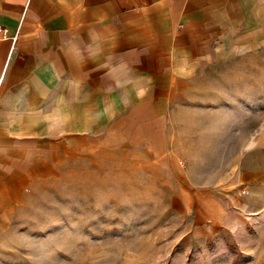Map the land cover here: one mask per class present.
<instances>
[{"label":"crops","instance_id":"0c3cea01","mask_svg":"<svg viewBox=\"0 0 264 264\" xmlns=\"http://www.w3.org/2000/svg\"><path fill=\"white\" fill-rule=\"evenodd\" d=\"M263 47L264 0H0V223L108 145L168 165L201 71ZM244 169L242 219L264 223V163ZM186 189L218 208L198 223L226 217Z\"/></svg>","mask_w":264,"mask_h":264},{"label":"rangeland","instance_id":"374dc122","mask_svg":"<svg viewBox=\"0 0 264 264\" xmlns=\"http://www.w3.org/2000/svg\"><path fill=\"white\" fill-rule=\"evenodd\" d=\"M196 81L168 165L141 149L88 152L0 223V264H264V223L241 214V173L264 163V47ZM189 187L210 189L226 217L198 223L218 208Z\"/></svg>","mask_w":264,"mask_h":264},{"label":"built area","instance_id":"2783aa9c","mask_svg":"<svg viewBox=\"0 0 264 264\" xmlns=\"http://www.w3.org/2000/svg\"><path fill=\"white\" fill-rule=\"evenodd\" d=\"M1 78H2V77H1V75H0V80H1Z\"/></svg>","mask_w":264,"mask_h":264}]
</instances>
